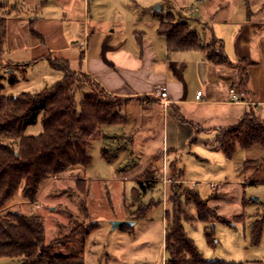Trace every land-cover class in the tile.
Here are the masks:
<instances>
[{"label": "rangeland", "instance_id": "1", "mask_svg": "<svg viewBox=\"0 0 264 264\" xmlns=\"http://www.w3.org/2000/svg\"><path fill=\"white\" fill-rule=\"evenodd\" d=\"M162 1L7 0L8 11L15 6L14 9L25 18L49 16L53 25H49V31L42 38L37 37L40 43L33 46L30 41L36 32L31 30L33 25L29 19L6 22V38L0 55V62L5 65L1 70L4 92L17 94L50 86L62 77V73L50 66L49 59L65 61L79 56L86 51L87 37L91 35L92 52L98 47L97 41L105 38L117 39L132 29L153 31L152 25L166 11L174 13L176 19L180 15L188 20L206 44L212 42V34H221L226 44L225 51L233 52L235 26L246 20L248 12L251 19L249 58L240 62V75L248 77L245 85L249 88V97L254 92L258 98H264V0H182L188 9L177 13L170 1L165 0L161 4ZM187 13L200 18L209 16L212 23L205 27ZM41 21L35 30L47 25ZM39 54L44 57L33 61ZM223 66L222 78L227 77L230 69L237 67L229 63H223ZM11 75L16 79L14 83L9 82ZM41 129L38 120L28 125L24 133L37 134ZM133 138L141 140L143 135L136 134ZM103 139V143L92 139L88 147L92 157L89 165L70 168L64 174L48 179L34 201L22 197L23 202H15L19 192L21 194L18 190L3 211L19 209L27 214L41 215L46 243L66 236L72 228L83 227L84 234L78 236L74 243L54 247V254L82 253L85 264H164L165 210L169 217L173 216V201L168 194L165 197L163 184L145 181L143 187L137 181L122 183L93 178L91 183L88 181V214L85 215L79 206L74 183L76 176L105 174L103 167L109 163L115 170L128 173L137 170L140 157L147 155L139 144L132 146L127 138L111 136ZM236 149L229 158L216 144L204 153L210 158L208 162L187 165L184 178L196 181L197 185L183 183L179 189L180 221L204 259L264 264V147ZM245 159L249 162L243 166ZM234 165L241 166L239 174ZM213 177L218 178L214 187L209 183L211 180L205 182ZM225 177L229 181L226 184L221 181ZM132 187L137 189V194L131 192ZM186 189L205 200L215 217L200 219L197 205L184 192ZM130 211L133 217L125 219ZM113 221L131 223L113 225ZM256 221L261 223L257 238L252 233Z\"/></svg>", "mask_w": 264, "mask_h": 264}, {"label": "trees", "instance_id": "2", "mask_svg": "<svg viewBox=\"0 0 264 264\" xmlns=\"http://www.w3.org/2000/svg\"><path fill=\"white\" fill-rule=\"evenodd\" d=\"M175 16L166 11L157 28L165 37L168 49H201L211 62L227 61L220 40L212 37V42L204 43L188 20ZM5 38L6 19L0 17V55ZM49 61L62 77L40 90L17 94L4 92L1 81L4 64L0 62V258L18 259L21 264H85L82 253H52L54 247L74 243L85 233L83 227L72 228L66 236L46 243L41 215L27 214L19 209L3 211L18 190L24 199L34 201L48 179L64 174L70 168L89 165L92 157L88 147L93 135L103 125L123 124L126 120L121 113V105L126 99L110 95L88 74L71 68L67 60ZM14 81L16 79L11 75L9 82ZM38 120L42 126L40 132L25 134V128ZM219 138L220 148L229 158L237 147H264V119L247 114L234 127L225 129ZM102 152L105 155L103 149ZM247 162L249 159H245L243 166ZM74 183L79 206L87 215L88 180L76 176ZM139 183L143 187L146 184ZM184 192L195 201L200 219L215 217L197 193L189 189ZM169 197L173 201V216L165 213L164 264H242L240 261L204 259L194 241L184 232L179 193H172ZM260 232L261 223L256 221L252 233L257 238Z\"/></svg>", "mask_w": 264, "mask_h": 264}, {"label": "crops", "instance_id": "3", "mask_svg": "<svg viewBox=\"0 0 264 264\" xmlns=\"http://www.w3.org/2000/svg\"><path fill=\"white\" fill-rule=\"evenodd\" d=\"M168 1L174 7L175 13L188 9L182 0ZM6 2L7 0H0V17H4L6 22L19 18L24 21L29 19L36 32L30 44L36 46L40 43L37 37L42 38L49 31V25H53L49 22L51 17L25 18L21 12L14 9V5L8 11ZM189 15L195 18L196 23L204 24L205 27L212 23L209 16L200 18ZM245 19L240 25L235 26L233 52L225 51L226 44L221 34L216 36L214 33L211 36L222 42L226 62H211L201 49H168L165 37L157 31L160 18L152 25L153 31L132 29L123 37L105 38L97 41L98 47L92 52L89 41L92 35L88 36L85 52L82 51L77 57L65 58L71 68L88 74L107 93L117 99H126L121 105V113L126 117L125 122L103 125L93 138L100 140L101 143L103 138L111 136L127 138L132 146L137 143L142 151L147 153L140 157L137 170L128 173L115 170L109 163L103 167L105 174H99L97 177L84 174V178L90 183L93 178L122 183L152 181L154 184L164 185L165 197L166 194H178L183 183L197 185L196 181L184 178L185 168L190 163L202 165L203 162H208L210 158L204 153L212 146L218 144L221 150L219 135L225 129L234 127L250 113L258 119H264V98H258L254 92L250 93L249 97V88L245 85L248 77L240 75V62L249 58L251 19L248 12ZM41 20L47 25L35 30V26L37 29ZM40 57L44 55L35 56L33 61ZM223 63L237 66L230 69L226 78L221 76V68H225ZM232 84H238L246 91V95L239 102H231L228 98V89ZM161 86H165L167 91L168 103L165 106L158 95ZM199 90L201 96L196 98V92ZM136 134L143 135V139L135 141L133 137ZM234 167L239 174L241 166ZM208 179L211 180L209 183L212 186L218 180L213 177L207 178L205 182H208ZM227 179V177L222 179V183H228ZM131 192L134 195L138 193L135 187L131 188ZM15 202H23L20 192ZM132 217L130 211L125 219ZM0 264L21 262L18 259L1 257Z\"/></svg>", "mask_w": 264, "mask_h": 264}, {"label": "built area", "instance_id": "4", "mask_svg": "<svg viewBox=\"0 0 264 264\" xmlns=\"http://www.w3.org/2000/svg\"><path fill=\"white\" fill-rule=\"evenodd\" d=\"M186 13V12H185ZM189 14V13H187ZM158 95L159 97L162 99V103L165 106L168 103V100L166 98L167 96V91H166V87L165 86H161L158 89ZM246 95V91L243 87H241L238 84H233L232 86H230V88L228 89V98L231 102H239L241 101L244 96ZM201 96V91H197L195 97L199 98Z\"/></svg>", "mask_w": 264, "mask_h": 264}, {"label": "water", "instance_id": "5", "mask_svg": "<svg viewBox=\"0 0 264 264\" xmlns=\"http://www.w3.org/2000/svg\"><path fill=\"white\" fill-rule=\"evenodd\" d=\"M158 9H160V5H158ZM130 221H113V225H120V224H130Z\"/></svg>", "mask_w": 264, "mask_h": 264}]
</instances>
